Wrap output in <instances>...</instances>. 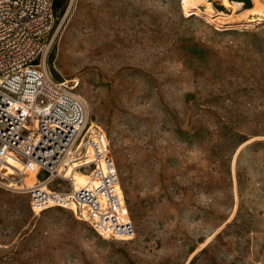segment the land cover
<instances>
[{"label":"rangeland","instance_id":"374dc122","mask_svg":"<svg viewBox=\"0 0 264 264\" xmlns=\"http://www.w3.org/2000/svg\"><path fill=\"white\" fill-rule=\"evenodd\" d=\"M57 1L51 72L105 131L135 233L0 189V264H264V0H211L220 24L181 0Z\"/></svg>","mask_w":264,"mask_h":264},{"label":"built area","instance_id":"2783aa9c","mask_svg":"<svg viewBox=\"0 0 264 264\" xmlns=\"http://www.w3.org/2000/svg\"><path fill=\"white\" fill-rule=\"evenodd\" d=\"M70 8L0 0V189L26 194L33 213L66 208L103 237H131L107 135L89 119L78 80L55 79L49 66ZM74 173L86 184L75 187Z\"/></svg>","mask_w":264,"mask_h":264},{"label":"bare ground","instance_id":"6f19581e","mask_svg":"<svg viewBox=\"0 0 264 264\" xmlns=\"http://www.w3.org/2000/svg\"><path fill=\"white\" fill-rule=\"evenodd\" d=\"M251 1L253 3V7H250L247 9L253 11L254 13L258 12V7L260 5L259 1L258 0H251ZM181 5L185 11L190 10L191 12L197 13V15L201 13L206 16V19H209L210 21L212 20L216 24L225 23V21H223L222 18L220 17L221 15H223L222 14L223 11L222 12L216 11L217 13H215L213 10L212 4H211V0H181ZM241 5H242V1H230L229 0L228 2L224 3V6L229 8L232 13L240 9L242 7ZM188 13L189 12H186V14ZM86 181L87 179L84 180L81 185H85ZM130 238H133V236L117 237L115 239L127 240Z\"/></svg>","mask_w":264,"mask_h":264},{"label":"trees","instance_id":"16d2710c","mask_svg":"<svg viewBox=\"0 0 264 264\" xmlns=\"http://www.w3.org/2000/svg\"><path fill=\"white\" fill-rule=\"evenodd\" d=\"M57 4H58V1L57 0H54V7H55L56 10H57ZM62 11H61V13H62Z\"/></svg>","mask_w":264,"mask_h":264}]
</instances>
